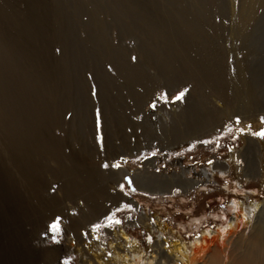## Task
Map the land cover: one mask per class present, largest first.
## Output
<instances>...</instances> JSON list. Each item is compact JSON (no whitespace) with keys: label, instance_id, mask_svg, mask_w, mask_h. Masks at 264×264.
<instances>
[{"label":"rangeland","instance_id":"1","mask_svg":"<svg viewBox=\"0 0 264 264\" xmlns=\"http://www.w3.org/2000/svg\"><path fill=\"white\" fill-rule=\"evenodd\" d=\"M0 42V264H115L120 227L150 254V232L126 225L139 212L189 244L240 219L235 203L264 208V0H0ZM199 104L213 123L187 129Z\"/></svg>","mask_w":264,"mask_h":264},{"label":"bare ground","instance_id":"2","mask_svg":"<svg viewBox=\"0 0 264 264\" xmlns=\"http://www.w3.org/2000/svg\"><path fill=\"white\" fill-rule=\"evenodd\" d=\"M248 8L251 9L250 7H248ZM247 15H248V13H247ZM248 17H250V16H248ZM0 44H1V42H0ZM205 62L208 63V61H206V60H205ZM166 63L168 64V62H166ZM236 74H237V72H236ZM241 74L243 75L242 72H241ZM241 74H240V76H241ZM236 76H238V75H236ZM237 79H238V77H237ZM237 81L238 80H236V82ZM242 82L244 83V81H242ZM225 83H226V81H225ZM225 85H227V84H225ZM250 86L251 85H249V87ZM245 87H247V86H245V84H244V88ZM229 88H231V86ZM239 88H241V87L239 86ZM250 88L252 89V87H250ZM245 89L247 90L246 93L249 96V94H251V92L248 93L249 92L248 89L247 88H245ZM237 90H239V89H237ZM237 90H236V92H237ZM240 92L241 91H239V93ZM234 94H236V93H234ZM247 94H246V96H247ZM237 95H238V93H237ZM240 96H241V94H240ZM243 97H244V94H243L242 98ZM250 97H251V95H250ZM253 97H254V94H253ZM237 98H239V96H237L236 99ZM244 100H245V98H244ZM248 100H249V98H248ZM239 103H240V101H239ZM249 103H250V101H249ZM243 104H244V102H243ZM204 107L205 106H203V105L201 106V104H199V107L192 105L189 109L186 110L187 111L186 112L187 118H188L187 129H192V130L194 129L193 131H197L199 129L200 130L202 129L204 131V129L208 128V126L210 124L212 125V123H213L212 117L210 116L211 118H210V120H208L209 115H208L207 111H205ZM249 107L251 108V105ZM182 112H184V111H182ZM175 113H177V112H175ZM214 115H213V119H214ZM181 116H182V113H181ZM177 118H178V116H177ZM171 121H172V119H171ZM180 121H181V119H180ZM177 127H178V125H177ZM170 128H171V126H170ZM196 128H197V130H196ZM174 130H175V128H174ZM177 131H179V130H177ZM180 131H182V130H180ZM193 131L188 130V132H193ZM170 132L172 133L171 129H170ZM182 133L183 132H180L179 135L176 134L174 136V138H177V141L175 140V142H180V143L186 142L187 138H185V136L186 135L191 136V134H193L194 132L189 133V134H186L187 132L186 133L184 132L183 134ZM200 135L202 136V134L200 132H197L196 136H200ZM179 138H181V139H179ZM253 159L255 160L256 156L251 157V161H253ZM254 162L255 161H253V164H254ZM225 167H226V163H224L222 161H217L216 164L212 166L210 171L213 172L214 170H219V172L222 174V173H225V170H226ZM250 171L253 175L254 174L256 175L255 167H251ZM246 174L249 175V172H247ZM57 175L58 174H54V176H57ZM202 177H205V178L207 177L206 172L200 171V173L197 175V178L195 180H193L191 183L182 184L183 181L179 180L181 183H178L175 186H180L181 188H183V187L186 188V186H188V184H189V186L192 184H196V185L202 184V182H204L202 180ZM184 183H186V182H184ZM83 184H84V186H87L90 183L88 180L87 181L85 180ZM165 184L166 185L169 184V188H171V184L169 182H165ZM172 187H174V185ZM110 191H112V190H110ZM98 195H96V194L95 195H88L87 197L84 198L83 201H84L85 207L87 208L88 211L86 214H84V213L80 214L79 217H81V220H79V222L80 221L90 222L93 219L91 217H93L94 214L98 213L99 208L101 206L99 199H100V196H102L101 193H99ZM103 196L105 199L110 200V201H114V202L117 200L124 199L121 194H117V195H114L112 197L110 196L112 199L108 198L104 194H103ZM59 203H60V201H59ZM62 206H64V205L62 204ZM256 206H257V204L254 205V207H256ZM64 207H66V205ZM234 208H235L236 213L241 216L240 219H237V216L235 214L234 222L229 223L227 225L226 229H222L220 232L216 233V240L211 239V238H213L211 234H209V233L203 234L202 233L199 238L194 239V241L190 242L189 244H186L181 240V234L179 233V231H177L178 239H173L172 241H168L163 236L164 231H165V226L161 223L155 222V226L151 227L149 225L148 218L144 215L143 212H139V215L137 216V218L133 221H129L126 225H128V224L140 225V226H143V228L145 227L147 229V231L150 232L152 239H151V243H150V254H149V256L145 255V251L141 250L139 245H137L135 243V241L129 240V238L127 237V235L124 231L125 226L120 227V230L117 233H114L115 231H113V230L110 231L113 238H116V237L119 238V244L113 245L110 242L107 247L111 251V255H112V258H113L115 264H264V208L261 211H259L258 215L255 217H254L253 211L247 212L245 210V208L242 206H239L238 203H235ZM61 215L64 217L63 214H61ZM63 221H64V219H63ZM195 221L197 223H199L200 219L197 218V219H195ZM235 222H236L235 229H238L239 224L244 226V228L241 231H239L238 234H236V230L231 231V232L229 230H227V229L233 228ZM74 223H76V221ZM81 223H84V222H81ZM71 224H73V223H71ZM77 227L79 228V226H77ZM247 228H250V230L246 234L245 231ZM74 229H75V227H74ZM155 230L160 231V234L157 236L154 235ZM226 234L229 235L230 237H233V240H232V242L228 248L226 246H223L221 248V246L223 245L222 242H220L219 244L215 243L216 241H218L217 236H219V240H221L223 235H226ZM203 235L207 236L210 240L208 242L203 240ZM80 239H82V238H80ZM79 243H81V242H79ZM80 246H82V245L80 244ZM82 255L85 256V259L89 260V256L86 253V247L84 249V246L82 249ZM49 257H50V255H49ZM47 259L49 260V258H47ZM95 263L101 264L99 262H95Z\"/></svg>","mask_w":264,"mask_h":264},{"label":"snow or ice","instance_id":"3","mask_svg":"<svg viewBox=\"0 0 264 264\" xmlns=\"http://www.w3.org/2000/svg\"><path fill=\"white\" fill-rule=\"evenodd\" d=\"M135 59H136V58L133 57V60H135ZM184 95H185V93L182 91V92L178 93V94L176 95V97H174V100H175V101H179V100L183 99ZM153 106H154V105H153ZM262 122H264V118H262ZM255 135H259V136H261V137H264V130H261V131H259V132H256ZM103 166H104V167H108L109 165H108V164H105V165H103ZM111 166L114 167V168H117V167H119L120 165H119V163H114V164H112ZM106 219H107V221H108V225H109V226H111L112 224H119V223H120L119 220L115 219L114 215H113V216H108ZM100 227H101V225H99V224L94 225V226H93V230H98ZM51 231H52L53 233H58V232H59V226H58V224L54 223V224L51 226Z\"/></svg>","mask_w":264,"mask_h":264}]
</instances>
